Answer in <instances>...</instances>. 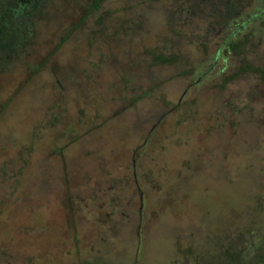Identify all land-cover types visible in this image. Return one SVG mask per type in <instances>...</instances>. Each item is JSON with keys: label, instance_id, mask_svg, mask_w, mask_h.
I'll return each instance as SVG.
<instances>
[{"label": "rangeland", "instance_id": "1", "mask_svg": "<svg viewBox=\"0 0 264 264\" xmlns=\"http://www.w3.org/2000/svg\"><path fill=\"white\" fill-rule=\"evenodd\" d=\"M21 28L0 264H183L230 213L264 225V0H48Z\"/></svg>", "mask_w": 264, "mask_h": 264}, {"label": "trees", "instance_id": "2", "mask_svg": "<svg viewBox=\"0 0 264 264\" xmlns=\"http://www.w3.org/2000/svg\"><path fill=\"white\" fill-rule=\"evenodd\" d=\"M47 1L48 0H0V54L4 49L10 50V52L14 51L19 44L17 45L14 43L12 36L15 37V34L22 29L21 26L26 24L28 19L34 18L36 12L40 11ZM96 6L99 8V2H97ZM222 13H224V15L228 13L232 14V11L229 10L227 6L226 8H222ZM237 33H239V31ZM236 36L237 35H235V37ZM226 43L227 53L233 51L237 52L244 47V44L241 47L230 40ZM20 45L23 46L22 44ZM243 51L244 48L240 53H244ZM158 60L160 62H168L171 59L158 57ZM252 67L255 71L260 72L262 80H264V69L256 68L255 66ZM248 69H251L250 66ZM258 189L262 191V196L255 198V196L252 195L253 197H251L250 200L253 204L255 202L258 210L262 208L263 211L264 190H262L260 184H258ZM233 216V213H230V216H228V220H233L227 226L228 228H232L224 231L223 235H219L217 239H207L204 248L200 247L199 251H196V253L190 248L188 258L183 264H264V225L260 227L254 226L255 216L247 212L242 213V215L239 216V220L235 219ZM245 219H247L249 223L244 227H240L242 220ZM213 240H218L214 242L219 247V251L215 253L209 245ZM135 264H138V260Z\"/></svg>", "mask_w": 264, "mask_h": 264}]
</instances>
